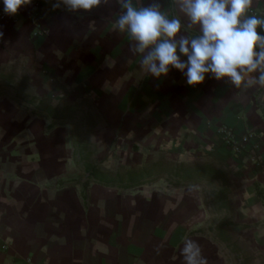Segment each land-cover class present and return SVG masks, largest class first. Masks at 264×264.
Here are the masks:
<instances>
[{
    "label": "crops",
    "instance_id": "crops-1",
    "mask_svg": "<svg viewBox=\"0 0 264 264\" xmlns=\"http://www.w3.org/2000/svg\"><path fill=\"white\" fill-rule=\"evenodd\" d=\"M118 11L0 20V264H264V88L145 74Z\"/></svg>",
    "mask_w": 264,
    "mask_h": 264
},
{
    "label": "clouds",
    "instance_id": "clouds-1",
    "mask_svg": "<svg viewBox=\"0 0 264 264\" xmlns=\"http://www.w3.org/2000/svg\"><path fill=\"white\" fill-rule=\"evenodd\" d=\"M32 0H3L4 12L15 15ZM110 0H55L53 8L90 12ZM119 11L113 31L133 43L128 51L139 55V66L155 78L176 69L189 86L206 78L234 87L264 88V17L250 14L254 0H116ZM198 31L195 34L192 30ZM2 36V33H0ZM186 57V59H182ZM160 247L156 252L159 254ZM182 264H208L199 243L185 239L179 250Z\"/></svg>",
    "mask_w": 264,
    "mask_h": 264
},
{
    "label": "built area",
    "instance_id": "built-area-1",
    "mask_svg": "<svg viewBox=\"0 0 264 264\" xmlns=\"http://www.w3.org/2000/svg\"><path fill=\"white\" fill-rule=\"evenodd\" d=\"M45 1L46 0H32L29 6L35 11L41 9L43 6H46L47 12L61 9V7L55 9L53 8L52 5L53 3H55V0L49 2L48 5H44ZM250 14L258 16V13L253 9L250 10ZM7 15L8 14L4 12L3 0H0V20ZM221 133L223 139L233 148L236 153H240L243 148L249 145L252 146V148L256 149V147L258 146V141L260 139L259 135L255 134L254 132H248L245 135L238 137L233 130L223 128L221 129Z\"/></svg>",
    "mask_w": 264,
    "mask_h": 264
},
{
    "label": "rangeland",
    "instance_id": "rangeland-1",
    "mask_svg": "<svg viewBox=\"0 0 264 264\" xmlns=\"http://www.w3.org/2000/svg\"><path fill=\"white\" fill-rule=\"evenodd\" d=\"M12 94V95H14L15 94V90H8V91H3L2 89H0V94L2 93H4V94ZM49 115V117H51V118H57V117H61V115H58V114H56V113H53L52 111H50V113L48 114ZM190 171H186V174H185V177H187V175H188V173H189ZM96 175H98L99 176V173H97ZM144 175H146V173L144 174ZM109 177H99V179L100 180H103L104 182H111L112 180L111 179H108Z\"/></svg>",
    "mask_w": 264,
    "mask_h": 264
},
{
    "label": "trees",
    "instance_id": "trees-1",
    "mask_svg": "<svg viewBox=\"0 0 264 264\" xmlns=\"http://www.w3.org/2000/svg\"><path fill=\"white\" fill-rule=\"evenodd\" d=\"M191 174V173H190Z\"/></svg>",
    "mask_w": 264,
    "mask_h": 264
}]
</instances>
